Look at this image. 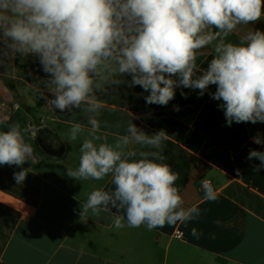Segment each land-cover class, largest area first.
I'll return each instance as SVG.
<instances>
[{
    "label": "clouds",
    "instance_id": "9594fccd",
    "mask_svg": "<svg viewBox=\"0 0 264 264\" xmlns=\"http://www.w3.org/2000/svg\"><path fill=\"white\" fill-rule=\"evenodd\" d=\"M262 16L264 0H0V40L13 52L39 57L55 109L87 114V124L70 122L68 141L83 140L79 164L68 166L67 175L87 181L111 174L114 191L92 190L82 204V220L114 207L124 210L114 215L116 229L126 220L128 227L152 230L201 214L195 205L182 207L175 186L179 173L161 154L169 138L164 130L148 135L130 120L127 134L114 144L97 143L103 108L97 92L105 84L124 83L118 77L127 74L129 86L149 92L148 105L166 106L177 88L198 89L203 96L216 85L209 95L221 101L228 126L264 123V31L250 30L235 43L228 39L237 26ZM203 49L212 54L206 68L197 63L208 54ZM253 140L264 144V135ZM33 153L18 123L0 132V165H23ZM253 158L264 168V152L250 150L247 159ZM14 175L19 183L26 171ZM201 186L205 200L217 198L209 180ZM192 234L198 235L196 229Z\"/></svg>",
    "mask_w": 264,
    "mask_h": 264
},
{
    "label": "crops",
    "instance_id": "0c3cea01",
    "mask_svg": "<svg viewBox=\"0 0 264 264\" xmlns=\"http://www.w3.org/2000/svg\"><path fill=\"white\" fill-rule=\"evenodd\" d=\"M257 29L264 31V16L237 26L228 39L239 42ZM201 51L208 53L199 65L206 68L212 54L210 49ZM0 56L12 64L10 76L0 72V132L18 123L24 141L34 148L23 165H0V264H264V168H258V159H247L250 150L264 152V144L253 140L257 133L264 135V123L228 126L221 101L209 95L216 85L203 96L198 89L180 88L166 106L148 105L144 97L149 92L129 86L127 74L118 77L124 83L105 84V91L97 92L103 102L97 143L114 144L127 134L130 120L148 135L164 130L169 138L161 154L166 157L163 162L179 173L175 186L182 207L195 205L201 213L152 230L146 225L128 227L126 220L124 228L116 229L114 215H124L123 209L113 207L99 216L89 212L81 219L82 204L92 190L114 191L111 174L87 181L67 175L68 166L79 164L83 140L81 136L68 141L70 122L87 124V114L78 108L60 111L48 102L49 74L38 56L13 52L4 43ZM38 92L49 95V100L36 109ZM191 132L204 137L199 152L182 143ZM21 171L26 176L18 183L14 174ZM205 179L216 192L213 201L205 200L200 189Z\"/></svg>",
    "mask_w": 264,
    "mask_h": 264
},
{
    "label": "trees",
    "instance_id": "16d2710c",
    "mask_svg": "<svg viewBox=\"0 0 264 264\" xmlns=\"http://www.w3.org/2000/svg\"><path fill=\"white\" fill-rule=\"evenodd\" d=\"M3 52V42L0 41V54H2ZM203 61V57L199 56L197 63L198 65L201 64V62ZM0 64L1 65H6L8 66V71L5 69H2L0 66V72L4 73L7 76H10V69H11V61L9 59L3 58L2 56H0ZM9 85L11 86V88L13 90H15V85L13 83L12 80L8 79ZM180 88L176 89V93L179 91ZM37 96L40 97V101L39 104L37 105L36 109H38V107L42 106L43 104H45L48 100H49V95L47 94H43L38 92ZM183 145L186 146L187 148H189L190 150H192L193 152H199L200 149L202 148V145L204 143V137L191 132L189 133L182 141Z\"/></svg>",
    "mask_w": 264,
    "mask_h": 264
},
{
    "label": "built area",
    "instance_id": "2783aa9c",
    "mask_svg": "<svg viewBox=\"0 0 264 264\" xmlns=\"http://www.w3.org/2000/svg\"><path fill=\"white\" fill-rule=\"evenodd\" d=\"M1 107L5 108V107H6V104H5V103H1ZM207 180H208V179H207ZM202 181H203V180H202ZM209 181L211 182V180H209ZM211 184H212V182H211ZM200 189H201V191L204 192V190H203V188H202V186H201V182H200ZM176 235H177V237H179V238L182 237V235H181V233H180L179 231L176 233Z\"/></svg>",
    "mask_w": 264,
    "mask_h": 264
},
{
    "label": "rangeland",
    "instance_id": "374dc122",
    "mask_svg": "<svg viewBox=\"0 0 264 264\" xmlns=\"http://www.w3.org/2000/svg\"><path fill=\"white\" fill-rule=\"evenodd\" d=\"M0 66H1L2 69H5V70L8 71V66H6V65H1V64H0Z\"/></svg>",
    "mask_w": 264,
    "mask_h": 264
}]
</instances>
